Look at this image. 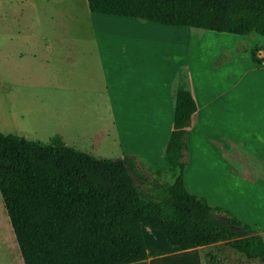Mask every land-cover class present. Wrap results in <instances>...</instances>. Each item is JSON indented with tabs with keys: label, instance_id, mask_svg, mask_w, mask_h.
<instances>
[{
	"label": "trees",
	"instance_id": "16d2710c",
	"mask_svg": "<svg viewBox=\"0 0 264 264\" xmlns=\"http://www.w3.org/2000/svg\"><path fill=\"white\" fill-rule=\"evenodd\" d=\"M86 5L92 14L264 36V0H86ZM260 48L250 52L255 64L264 63L256 56ZM173 100L162 168L171 182L153 180L147 188L135 183L144 178L134 156L98 159L58 137L42 144L0 133V196L22 264L143 262L149 254L142 226L160 232L169 252L224 246L249 262L264 264L259 235L184 187L187 129L196 105L180 73ZM213 257L205 253L204 264Z\"/></svg>",
	"mask_w": 264,
	"mask_h": 264
},
{
	"label": "rangeland",
	"instance_id": "374dc122",
	"mask_svg": "<svg viewBox=\"0 0 264 264\" xmlns=\"http://www.w3.org/2000/svg\"><path fill=\"white\" fill-rule=\"evenodd\" d=\"M90 15L86 0H0V133L42 144H49L52 137L59 136L68 145L98 159L117 160L131 155L137 158L136 167L147 180V183L135 181L138 186L147 188L153 180L171 182L162 168L159 173H153L142 158L122 151L123 135L119 136L115 123L123 122L127 130L132 129L134 120L140 121L153 110L149 109L150 103L147 107L143 101L150 88L159 89L165 82L158 60L165 61L172 54L180 57L181 54H176L182 52H178L180 49L186 56L190 39L209 41L207 45L194 42L190 46L195 59L200 58L197 69L205 71L213 51L216 55L211 65L219 68L232 56L243 54L259 36L160 28L156 24H151L154 28L149 32L134 26L126 32H102L99 39L103 42L105 73L101 79L96 68ZM169 31L179 34L184 31V34L181 39L179 34L174 36ZM51 40L57 44L54 41L50 44ZM181 41L183 48H174ZM231 41L236 44L232 50L227 49ZM211 42L221 47L209 45ZM203 45L206 46L202 48ZM120 51L132 53L121 55ZM188 70L179 65L174 79L179 73L188 79ZM112 104L116 105V111ZM254 145L250 150L228 139L216 143L226 158V166L220 169L231 167L241 178L264 180V159L252 151L257 146ZM220 182H204V185L220 194L224 191ZM206 253L214 256L208 264H261L249 262L224 246H209ZM0 264H22L1 196Z\"/></svg>",
	"mask_w": 264,
	"mask_h": 264
},
{
	"label": "crops",
	"instance_id": "0c3cea01",
	"mask_svg": "<svg viewBox=\"0 0 264 264\" xmlns=\"http://www.w3.org/2000/svg\"><path fill=\"white\" fill-rule=\"evenodd\" d=\"M90 14L94 30L96 68L102 79L105 73V56L101 52L103 42L99 39L100 33L119 32L120 30L126 32L133 26L139 30L148 31L153 30L154 25L149 22L140 24L130 18ZM160 28H167V26ZM161 31L168 30L161 29ZM182 32L184 34V31ZM168 34L178 36L179 33L169 31ZM183 34H179L180 37H178L182 39ZM52 41L57 44L56 40L49 41L50 44H53ZM194 42L199 45H207L209 41L190 39L187 43L186 56L180 49L178 52L182 51L181 53L176 51V54H181L180 57L172 54L173 56L168 57L165 61L158 60L161 74L166 76L165 82L159 89L150 88L145 93L148 97L143 101L147 107L150 103L152 106L149 109L153 110L140 121L134 120L132 129L127 130L128 127H125L123 122L115 123L117 133L119 136L120 133L123 135L122 151L142 158L152 171L163 168V153L173 123L174 74L179 65L186 66L189 69L187 80L195 101L196 111L187 129L186 164L182 174L184 187L191 194L203 197L210 205L226 209L248 225L264 241V180L258 178L256 181H249L241 178L231 167L220 169V167L226 166V158L222 149L215 146L216 143L227 139L241 143L247 149L255 144L257 146L252 151L256 156L264 159V63L255 64L250 56L252 48L258 46L261 48L256 56L258 59L264 60V36L249 41L251 44L243 54L232 56L229 62L219 68L211 65L216 55L213 51L205 71L197 69L200 58L195 59L190 47L194 45ZM206 45L201 47L204 48ZM209 45H213L215 48L220 46L214 42ZM235 45V42L231 41L227 49L232 50L236 47ZM183 46L184 41H181L180 45L174 48L178 50ZM104 47L110 48L108 45ZM130 52L132 53V51ZM130 52L120 51V54L127 55ZM173 61H176L175 64ZM154 94L157 96L156 98H154ZM122 98L123 96H121ZM112 106L116 111V105L112 104ZM146 120L147 123L143 125ZM135 132L136 135H134ZM102 133L100 131V136ZM55 137H58L66 146L84 152L68 145L61 137ZM249 149L251 150V148ZM218 180L224 187L222 193L215 194V192L209 191L211 189L205 188L204 182L216 184ZM141 230L149 257L143 262L134 264H204L207 247L169 252L170 246L160 232L146 226H142Z\"/></svg>",
	"mask_w": 264,
	"mask_h": 264
}]
</instances>
